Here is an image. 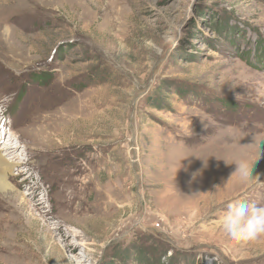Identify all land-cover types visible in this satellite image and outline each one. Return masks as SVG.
Segmentation results:
<instances>
[{"label": "rangeland", "instance_id": "obj_1", "mask_svg": "<svg viewBox=\"0 0 264 264\" xmlns=\"http://www.w3.org/2000/svg\"><path fill=\"white\" fill-rule=\"evenodd\" d=\"M0 113V264H264V0H0Z\"/></svg>", "mask_w": 264, "mask_h": 264}, {"label": "clouds", "instance_id": "obj_2", "mask_svg": "<svg viewBox=\"0 0 264 264\" xmlns=\"http://www.w3.org/2000/svg\"><path fill=\"white\" fill-rule=\"evenodd\" d=\"M236 165L234 173H239L245 179L251 177L252 164L240 161ZM218 225L222 232L235 242L253 241L264 235V206L246 201L229 203L227 211L220 216Z\"/></svg>", "mask_w": 264, "mask_h": 264}, {"label": "bare ground", "instance_id": "obj_3", "mask_svg": "<svg viewBox=\"0 0 264 264\" xmlns=\"http://www.w3.org/2000/svg\"><path fill=\"white\" fill-rule=\"evenodd\" d=\"M3 113H0V117H2ZM2 119V118H1ZM39 120V117H38ZM37 125V124H36ZM0 126H1V122H0ZM35 127V126H34ZM39 127V126H38ZM31 128V127H30ZM29 127L26 128V131H29L30 129ZM36 130V129H34ZM34 132V131H33ZM13 133V132H12ZM10 133L8 137V139L4 142L3 145H1L0 147V190L4 191L7 195L10 194H18L17 193V187L15 185H13V183L11 182L13 180V176L10 174L12 169L14 167H16L17 165H19L20 163L22 164L23 162L20 161V163H18V159H22L21 156L23 155L21 150H19L20 145H15L13 144V137H16L15 133ZM35 133V132H34ZM39 133V132H38ZM34 135V134H33ZM36 137V136H35ZM15 139V138H14ZM18 142H22L19 138ZM44 141V140H43ZM3 143V142H2ZM23 143V142H22ZM23 146L26 147L27 145L25 143H23ZM24 152V151H23ZM44 153L42 155H47V153L45 151H43ZM42 153V152H41ZM10 159H12V161H10ZM20 164V165H21ZM28 165V164H27ZM23 170V169H22ZM25 171V170H24ZM22 172L21 169H19L18 172V176L20 175H24L25 172ZM257 172V171H256ZM29 178V177H28ZM35 178H33V182ZM38 190L37 188H32V190L28 193V201L30 203H32V206L38 211H42L44 208V203L43 201H38ZM16 196V195H15ZM14 196V197H15ZM26 201V200H25ZM77 211V210H76ZM73 249V248H72Z\"/></svg>", "mask_w": 264, "mask_h": 264}, {"label": "trees", "instance_id": "obj_4", "mask_svg": "<svg viewBox=\"0 0 264 264\" xmlns=\"http://www.w3.org/2000/svg\"><path fill=\"white\" fill-rule=\"evenodd\" d=\"M252 1H261V0H252ZM158 264V263H157ZM159 264H161L160 262H159Z\"/></svg>", "mask_w": 264, "mask_h": 264}]
</instances>
